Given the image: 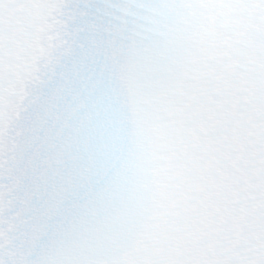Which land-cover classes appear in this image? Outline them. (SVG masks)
I'll list each match as a JSON object with an SVG mask.
<instances>
[{"label": "snow or ice", "instance_id": "obj_1", "mask_svg": "<svg viewBox=\"0 0 264 264\" xmlns=\"http://www.w3.org/2000/svg\"><path fill=\"white\" fill-rule=\"evenodd\" d=\"M0 264H264V0H0Z\"/></svg>", "mask_w": 264, "mask_h": 264}]
</instances>
